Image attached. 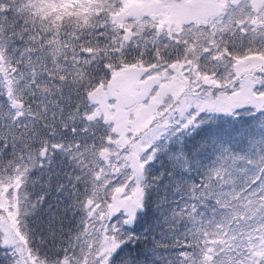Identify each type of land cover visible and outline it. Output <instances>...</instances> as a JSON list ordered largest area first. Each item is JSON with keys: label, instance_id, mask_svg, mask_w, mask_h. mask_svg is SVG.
Segmentation results:
<instances>
[{"label": "snow or ice", "instance_id": "6c2138e0", "mask_svg": "<svg viewBox=\"0 0 264 264\" xmlns=\"http://www.w3.org/2000/svg\"><path fill=\"white\" fill-rule=\"evenodd\" d=\"M0 264H264V0H0Z\"/></svg>", "mask_w": 264, "mask_h": 264}]
</instances>
